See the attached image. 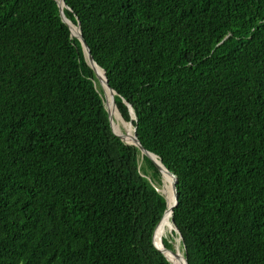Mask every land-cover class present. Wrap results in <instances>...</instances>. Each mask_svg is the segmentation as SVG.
<instances>
[{"label":"trees","instance_id":"obj_1","mask_svg":"<svg viewBox=\"0 0 264 264\" xmlns=\"http://www.w3.org/2000/svg\"><path fill=\"white\" fill-rule=\"evenodd\" d=\"M65 2L177 176L189 264H264V0ZM72 33L57 0H0V264H173L162 173L113 132Z\"/></svg>","mask_w":264,"mask_h":264},{"label":"water","instance_id":"obj_2","mask_svg":"<svg viewBox=\"0 0 264 264\" xmlns=\"http://www.w3.org/2000/svg\"><path fill=\"white\" fill-rule=\"evenodd\" d=\"M58 1V4H59V7H60V12H61V16H62V19H63V21L64 22H66L68 25H69V27H70V29H71V31H72V27H71V24H70V19L65 15V12H64V8L65 7H69L68 5H67V3L65 2V0H57ZM72 22V21H71ZM77 27H78V33H76L75 34V36H77L80 40H81V42H82V45H83V48H84V51H85V53H86V56H87V59H88V61H89V63H90V65L92 66V68L94 69V71H95V73H96V76L98 77V79H99V81H100V85H101V87H102V89H103V92H104V97H105V105H106V109H107V111H108V114H109V119H110V124H111V127H112V129H113V132L118 136V137H120L121 139H123V141L124 142H126L127 144H134V145H136V146H138L139 148H140V150H141V152H142V154H144V155H146V156H148L153 162H154V164L158 167V169L160 170V172L162 173V168L163 167H165L166 169H167V172H168V174H170L172 177H173V194H174V197H175V203H174V205L172 206V214H173V208L177 205V203H178V193H177V176L172 172V171H170L164 164H163V162H162V160L158 157V155L157 154H155V153H153V152H151L150 150H148L145 146H143V144L141 143V141L138 139V137H137V135H136V127L133 125V123L132 122H130V124L131 125H133L134 126V132H135V139H134V141H132V142H128V141H125V139H124V137L121 135V134H119V133H117L116 132V130H115V128H114V122H113V116H112V113H111V111H110V109H109V107H108V100H107V96H106V92H105V85L114 93V96H113V100H112V102H113V104H114V106L117 108V110H118V112H119V109H118V107H117V104H116V100H115V96H116V94H117V92L109 85V83H108V79H107V76H106V73H105V70L100 66V65H98V63L95 61V59H94V57H93V55H92V53H91V49H90V46L88 45V43L86 42V40H85V38L83 37V35H82V30H81V26H80V22H78V24L76 25ZM73 34V33H72ZM98 66L103 70V72H104V75L102 76V74H100V70L98 69ZM129 105V108H130V112H131V114L132 113H134L135 114V112H134V109H133V107H132V105L131 104H128ZM119 115H120V117L125 121V119L122 117V115H121V113L119 112ZM132 119H137V117H136V114H135V117L133 118L132 117ZM126 122V121H125ZM154 156H157L158 158H159V160H160V162H161V165L156 161V159H155V157ZM160 191V190H159ZM161 192V191H160ZM164 196H165V194H164V192H161ZM165 198H166V196H165ZM166 200H167V198H166ZM168 200H167V208H166V210L164 211V214H163V216L161 217V219H160V221L158 222V224H157V226H156V228H155V230L157 229V227L159 226V224L161 223V221H162V219L164 218V215H165V212L167 211V209H168ZM172 223H173V226L175 227V231H178V228H177V226H176V224L174 223V220H173V217H172ZM154 234H155V231H154ZM154 234H153V243H154ZM180 237L182 238V235L180 234ZM163 241V240H162ZM155 245V244H154ZM177 248V247H176ZM176 248H174V249H171V248H167L165 245H164V242L162 243V247L160 248H157L159 251H161L162 253H164L165 254V256L170 260V261H172L171 260V258L169 257V255H168V253H173V254H176L177 256H179V257H184L185 258V260H186V264H189V262H188V260H187V257L180 251V255H178V252H177V249ZM172 263L173 264H175L173 261H172Z\"/></svg>","mask_w":264,"mask_h":264},{"label":"bare ground","instance_id":"obj_3","mask_svg":"<svg viewBox=\"0 0 264 264\" xmlns=\"http://www.w3.org/2000/svg\"><path fill=\"white\" fill-rule=\"evenodd\" d=\"M70 24H71V27H72V32L74 34L78 33V27L71 21H70ZM98 69L100 70V74H102V76H103L104 75L103 70L99 66H98ZM105 87H106L105 88V92H106V96H107V100H108V107H109L113 117L119 118V116H120L119 112H118L117 108L114 106V104L112 102L114 93L106 85H105ZM125 128H126V132L128 133V134L124 135L126 137V139L128 141H134L135 135H134L133 127H129L128 125H126ZM115 130H116L117 133L122 134L117 128ZM122 136H123V134H122ZM154 157H155L156 161L161 165V162H160L159 158L157 156H154ZM162 175H163V181H164L162 191L164 192V194H165V196H166V198L168 200V204L169 205H168L167 211L165 212L164 218L162 219V221H161V223H160V225L158 227V233L159 234H157V229L155 231L156 234H157V238L160 241V247H162V243H163V241H162L163 239L159 238L160 235H161V232H163L167 228H170L171 225L173 224L172 223L173 214H172V210L171 209H172V206L175 203V197H174V194H173V192H174L173 191V177L170 174H168L167 169L165 167L162 168ZM176 249H177L178 255H180V251L181 250H179L178 248H176ZM168 255H169V257L171 258V260L175 264H186V260H185V258L183 256L179 257V256H177L176 254H173V253H168Z\"/></svg>","mask_w":264,"mask_h":264},{"label":"rangeland","instance_id":"obj_4","mask_svg":"<svg viewBox=\"0 0 264 264\" xmlns=\"http://www.w3.org/2000/svg\"><path fill=\"white\" fill-rule=\"evenodd\" d=\"M113 116V115H112ZM133 117H135V114L133 113ZM113 122H114V126H115V128H117L122 134H123V137H124V139H125V141H128L127 139H126V137L124 136V135H126V134H128L127 132H126V125H128L129 127H133V129H134V126L133 125H131L129 122H125L120 116H119V118H117V117H113ZM117 123V124H116ZM125 124V125H124ZM119 127H118V126ZM125 126V127H124ZM121 134V135H122ZM134 135H135V132H134ZM129 136V135H128ZM128 142H132V141H128ZM163 183H164V181H163V175H162V184H161V186H160V188H159V190L161 191V192H163L162 191V188H163ZM175 229V227L173 226V224L171 225V227L170 228H167V229H165L163 232H161V235H160V239H162V237H164V236H167V237H173V239H172V242H173V245H174V248H178L179 250H181V252L182 253H184L183 252V247H182V245H181V237H180V234H179V232L177 231V232H175V233H177V234H173V231H175L174 230ZM158 240V239H157ZM173 248V249H174Z\"/></svg>","mask_w":264,"mask_h":264},{"label":"clouds","instance_id":"obj_5","mask_svg":"<svg viewBox=\"0 0 264 264\" xmlns=\"http://www.w3.org/2000/svg\"><path fill=\"white\" fill-rule=\"evenodd\" d=\"M131 115H132V114H131ZM133 120H135V119H133ZM125 121H126V120H125ZM126 122H127V121H126ZM130 122H132V121H130ZM130 122H129V123H130ZM132 123H133V122H132Z\"/></svg>","mask_w":264,"mask_h":264}]
</instances>
